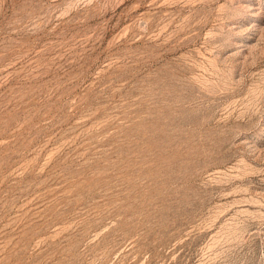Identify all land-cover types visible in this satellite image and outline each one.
<instances>
[{
  "label": "rangeland",
  "instance_id": "obj_1",
  "mask_svg": "<svg viewBox=\"0 0 264 264\" xmlns=\"http://www.w3.org/2000/svg\"><path fill=\"white\" fill-rule=\"evenodd\" d=\"M0 264H264V0H0Z\"/></svg>",
  "mask_w": 264,
  "mask_h": 264
}]
</instances>
